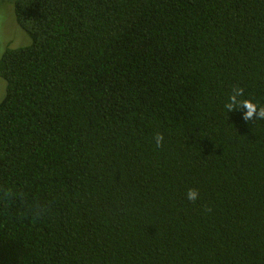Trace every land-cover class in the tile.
Segmentation results:
<instances>
[{"label":"trees","instance_id":"1","mask_svg":"<svg viewBox=\"0 0 264 264\" xmlns=\"http://www.w3.org/2000/svg\"><path fill=\"white\" fill-rule=\"evenodd\" d=\"M14 10L0 264H264V0Z\"/></svg>","mask_w":264,"mask_h":264},{"label":"rangeland","instance_id":"2","mask_svg":"<svg viewBox=\"0 0 264 264\" xmlns=\"http://www.w3.org/2000/svg\"><path fill=\"white\" fill-rule=\"evenodd\" d=\"M16 0H0V56L8 48L29 44L31 37L19 25L14 10ZM6 91V80L0 76V100Z\"/></svg>","mask_w":264,"mask_h":264},{"label":"clouds","instance_id":"3","mask_svg":"<svg viewBox=\"0 0 264 264\" xmlns=\"http://www.w3.org/2000/svg\"><path fill=\"white\" fill-rule=\"evenodd\" d=\"M232 100L233 101L235 100L234 96L232 97ZM243 105L247 109L246 114H245L246 118H251L255 113H257L258 109L256 105H254L253 103L246 101L243 103ZM227 107L230 109L232 107V104L227 105ZM258 114L260 117H264V110H259ZM197 196H198V192L196 190L190 189L187 193V198L192 201L196 200Z\"/></svg>","mask_w":264,"mask_h":264}]
</instances>
